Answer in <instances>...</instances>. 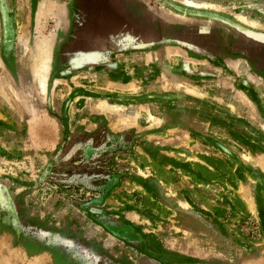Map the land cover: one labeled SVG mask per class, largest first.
Wrapping results in <instances>:
<instances>
[{
    "label": "rangeland",
    "instance_id": "374dc122",
    "mask_svg": "<svg viewBox=\"0 0 264 264\" xmlns=\"http://www.w3.org/2000/svg\"><path fill=\"white\" fill-rule=\"evenodd\" d=\"M41 1L0 0V264H264V0Z\"/></svg>",
    "mask_w": 264,
    "mask_h": 264
},
{
    "label": "bare ground",
    "instance_id": "6f19581e",
    "mask_svg": "<svg viewBox=\"0 0 264 264\" xmlns=\"http://www.w3.org/2000/svg\"><path fill=\"white\" fill-rule=\"evenodd\" d=\"M181 1L183 3L189 5V6H205L206 5V3H199V2L194 1V0H181ZM52 6L53 5H51L50 2L43 0L40 3V10H42L44 12L47 9L52 8ZM54 6L56 8V17L61 18L64 14L63 13L64 12L63 7H61V4H58V5L54 4ZM171 15L172 14H170V16ZM173 16H175V15H173ZM177 17H179V16H177ZM177 17H176V20L178 19ZM240 18L243 21H246L252 25L255 24L254 21H250L244 17H240ZM179 19H182V18L179 17ZM253 26H255V25H253ZM40 37L42 39L40 41H38L37 44L35 43V45L32 48V51L29 55V56L33 57L34 61H31L32 63L27 62V64L25 65V68L23 69V74L21 73L23 76L26 77L24 84H23V87H24L23 93H25L26 99L28 101V105L30 106L31 109H34V107L36 105L34 102V100H35L34 96L35 95H37V97H39L38 101L43 100V96H44V93L46 91V86H47L46 83H47V75H48L49 62H50V46H51V41H52V35H49V37H44V38L42 36H40ZM21 44L23 45L24 49L28 50L30 45H28V43L26 41H23ZM29 56H28V58H29ZM236 64L239 65V62L236 61L234 63V65H236ZM190 89H192V88H190ZM19 95H21V94H19ZM11 97H13V96H11ZM27 101H25V102H27ZM23 104H24V101H23ZM94 107L100 111H104L108 115H111L114 117L117 115L121 121V122L117 123L118 127L133 125V123L136 120V117L141 115V108H139V107H133L132 106V108L127 109L123 105H118V104H114V103H110V102H104L102 100L98 101ZM146 115H147V118H149V120L153 119V116L149 112H147ZM41 126H42V124H41ZM43 126L46 130H48L45 125H43Z\"/></svg>",
    "mask_w": 264,
    "mask_h": 264
}]
</instances>
